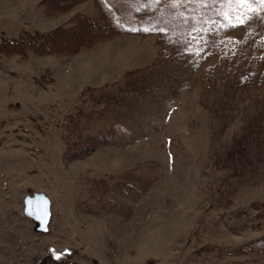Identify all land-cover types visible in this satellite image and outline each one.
<instances>
[{"label":"rangeland","instance_id":"obj_1","mask_svg":"<svg viewBox=\"0 0 264 264\" xmlns=\"http://www.w3.org/2000/svg\"><path fill=\"white\" fill-rule=\"evenodd\" d=\"M43 1L0 0V264H264V4L105 0L126 31L3 53L102 14ZM215 32L238 43L229 62Z\"/></svg>","mask_w":264,"mask_h":264},{"label":"trees","instance_id":"obj_2","mask_svg":"<svg viewBox=\"0 0 264 264\" xmlns=\"http://www.w3.org/2000/svg\"><path fill=\"white\" fill-rule=\"evenodd\" d=\"M73 1L77 2L78 0ZM95 1L99 10L102 12V14H99V22L93 21L90 17L83 14H77L70 19V24L68 26L58 27L53 31L41 35L36 34L31 39L24 38V34H22L18 40L6 41L5 44L2 45L1 51L7 55L10 53H18L22 57H25L28 51L51 54L64 51V53L78 54L83 48L91 47L93 43L101 39L106 40L113 35L126 31L105 0ZM161 1L162 0H146V3L142 5L143 9L149 8V6L155 4V2L157 3L156 5H158ZM42 4L45 11L52 10V6L48 4L46 0H44ZM208 40L217 43L216 45H214L215 43L211 45V50L213 47L218 58L227 60V62H229L232 56L237 55V50L240 49L239 46H237V42L234 43L235 41L226 40L220 33L217 34L215 32ZM238 64L241 65L237 62L236 65Z\"/></svg>","mask_w":264,"mask_h":264},{"label":"water","instance_id":"obj_3","mask_svg":"<svg viewBox=\"0 0 264 264\" xmlns=\"http://www.w3.org/2000/svg\"><path fill=\"white\" fill-rule=\"evenodd\" d=\"M24 213L30 217L38 232H46L51 219V200L43 192H33L24 201Z\"/></svg>","mask_w":264,"mask_h":264},{"label":"snow or ice","instance_id":"obj_4","mask_svg":"<svg viewBox=\"0 0 264 264\" xmlns=\"http://www.w3.org/2000/svg\"><path fill=\"white\" fill-rule=\"evenodd\" d=\"M230 3L234 2L240 5L248 4L251 2V0H229ZM260 3L264 4V0H259ZM245 21L241 17L236 18L237 24H243Z\"/></svg>","mask_w":264,"mask_h":264}]
</instances>
